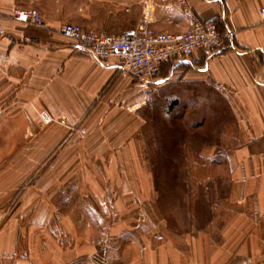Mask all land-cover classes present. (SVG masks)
I'll return each instance as SVG.
<instances>
[{
    "label": "crops",
    "instance_id": "0c3cea01",
    "mask_svg": "<svg viewBox=\"0 0 264 264\" xmlns=\"http://www.w3.org/2000/svg\"><path fill=\"white\" fill-rule=\"evenodd\" d=\"M179 1L0 0V264H264V0H185L219 21L228 47L165 63L149 84L60 33L76 23L117 36L147 14L155 30L183 33ZM29 8L43 26L14 19ZM168 89L230 119L200 153L210 216L181 234L158 222L140 148L152 97Z\"/></svg>",
    "mask_w": 264,
    "mask_h": 264
},
{
    "label": "rangeland",
    "instance_id": "374dc122",
    "mask_svg": "<svg viewBox=\"0 0 264 264\" xmlns=\"http://www.w3.org/2000/svg\"><path fill=\"white\" fill-rule=\"evenodd\" d=\"M211 110L201 98L183 92L177 97L171 89L154 94L148 107L140 148L158 191L155 215L170 233L201 228L210 216L209 179L201 170L211 167L200 153L218 140L220 120L230 121L229 114L220 118Z\"/></svg>",
    "mask_w": 264,
    "mask_h": 264
},
{
    "label": "built area",
    "instance_id": "2783aa9c",
    "mask_svg": "<svg viewBox=\"0 0 264 264\" xmlns=\"http://www.w3.org/2000/svg\"><path fill=\"white\" fill-rule=\"evenodd\" d=\"M221 2L227 4L228 0ZM179 3L189 20L188 28L180 34L155 30L151 26L150 14L143 17L137 28L117 36L87 30L76 23L63 25L60 33L74 42L78 49L88 52L100 62L116 59L119 76L149 84L160 76L165 63L188 62L196 54L211 59L228 47L218 20L205 22L185 0ZM260 15L264 19V6L260 9ZM13 17L25 26L41 27L44 23L42 13L37 8L15 9ZM39 117L44 125L54 121L47 112H42Z\"/></svg>",
    "mask_w": 264,
    "mask_h": 264
}]
</instances>
